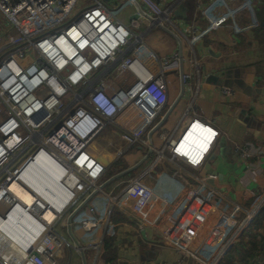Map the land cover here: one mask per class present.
Returning a JSON list of instances; mask_svg holds the SVG:
<instances>
[{"label": "built area", "instance_id": "obj_1", "mask_svg": "<svg viewBox=\"0 0 264 264\" xmlns=\"http://www.w3.org/2000/svg\"><path fill=\"white\" fill-rule=\"evenodd\" d=\"M216 1L221 3L222 13L215 17ZM76 3L0 0V13L12 29L0 41L1 233L7 236L3 229L9 222L10 227H19L16 241L10 239L24 253L22 264H55L50 247L58 249L63 239L52 223L97 190L94 196L106 202L104 212L96 217V207L89 205L91 216L79 222L84 239L94 249L100 247L93 239L98 224L120 212L140 228L153 229L181 252L201 257L203 264H218L263 207L264 190L244 210L242 219L237 217L241 206L235 204L226 211L218 206L223 198L213 202L216 193L208 185V177L194 170L203 166L218 130L194 116L170 132L165 155L163 148L149 146L153 158L148 166L128 174L118 192L101 189L107 162L90 150L91 142L110 125L123 131L121 138L127 146L146 141L168 101L164 71L177 69L179 57H158L144 41L143 32L135 31L138 21L124 23L103 2L88 0L73 13ZM142 3L154 11L157 23L175 6V1L165 9L151 0ZM240 10L246 12L251 26L259 25L254 0H240L234 8L215 0L201 14L211 28H217ZM151 62H155V70ZM198 72L195 66V74ZM123 76L120 82L124 85L110 83ZM183 79L185 85L192 84L190 73H184ZM191 89L187 110L197 91L194 86ZM223 92L232 90L224 88ZM197 120L211 132L204 138L207 146L190 158L179 147V139ZM238 149L246 155L244 148ZM161 164L169 168L158 170ZM33 177L40 182L37 186L25 181ZM13 182L34 193L31 204L22 202L9 188ZM49 207L61 208L50 223L42 214ZM35 232L38 236L29 246Z\"/></svg>", "mask_w": 264, "mask_h": 264}, {"label": "crops", "instance_id": "obj_2", "mask_svg": "<svg viewBox=\"0 0 264 264\" xmlns=\"http://www.w3.org/2000/svg\"><path fill=\"white\" fill-rule=\"evenodd\" d=\"M99 1L107 7L109 3H118V9L121 10L127 7L128 18L120 17L124 23L134 19L131 18L136 12L133 3L127 0ZM151 1L160 9H165L169 3L175 1L171 11L168 13L167 10L165 11L166 19L161 18L159 21L178 36L181 48L173 36L142 17L137 21L140 31L144 34V41L160 58H171L174 54H177L179 58L181 56L183 71L192 76V84L185 85L181 101L159 128L160 130H157L155 141L152 136L153 145L159 147L163 138L190 116L217 128L219 135L203 166L194 171L208 177L207 183L216 193L213 196V202L223 198V202H217L218 206L226 211H231L235 204L241 206L237 217L242 219L245 217L244 210L251 208L264 190V0H254L259 17L257 27L251 26L246 12L240 10L234 18H228L217 28H211L209 20L201 14V10L215 0ZM223 1L229 8H234L240 0ZM140 2L142 0H139V4L145 12L155 15L153 10ZM216 2L212 10V16L215 17L222 13L221 3ZM193 59L199 66L197 75ZM149 65L155 70V62ZM210 75L216 76L219 84L208 82ZM164 79L167 85L168 101L161 115L179 93L178 68L164 71ZM193 86L197 91L187 110ZM224 88L232 92L226 94L223 92ZM207 129L210 131L209 128ZM238 147L244 148L246 155L241 154ZM104 158V161L100 160L107 162L108 166L109 159ZM209 162L216 175L207 173L205 165ZM167 168H169L168 165L161 164L158 170ZM209 180L213 182L210 183ZM11 188L30 203L32 198L29 193L24 192L15 183ZM102 200L98 195L91 198L73 216L74 223L79 224L81 219L91 216L87 212L89 205L96 207V217L101 215L106 205V202ZM3 209L4 206L0 204V211ZM8 225L10 230L8 232L16 238L13 226L10 227V223ZM5 229L3 231L6 234ZM1 232L0 234H3ZM71 233L72 236L67 232L68 237L61 235L63 243L69 246L71 242L75 244V239L83 250L86 264H164L162 255L167 256L168 264H186L187 262V264H193L192 262L203 264L201 257L194 258L169 244L170 248L162 246L153 229L140 228L135 221L120 212H116L98 224L93 238L95 243L100 244L98 249H94L84 240L82 229ZM75 247H77L76 244ZM50 248L54 249V247ZM72 249L68 248L66 252L68 258L65 264H82L78 247L74 251ZM53 251L56 256L55 264H62L65 250L58 248ZM177 254L181 257L180 261L177 259ZM183 257L188 258V261ZM223 259H227L228 264H248L254 260L264 264V208L254 214L246 229ZM0 264L3 263L0 261Z\"/></svg>", "mask_w": 264, "mask_h": 264}, {"label": "rangeland", "instance_id": "obj_3", "mask_svg": "<svg viewBox=\"0 0 264 264\" xmlns=\"http://www.w3.org/2000/svg\"><path fill=\"white\" fill-rule=\"evenodd\" d=\"M86 1H88V0H77V3H76V5L74 6V9H73V13H76L77 11H79L83 7L84 2H86ZM140 3H142V2H140ZM107 5L109 6L110 9H112L116 13V15L119 18L120 17L121 18H128V13H127L128 9H127V7L124 8L123 10H121V9H118V3H109ZM133 20H137V19H133ZM158 23L161 24L162 22L158 21ZM126 24H128V23H126ZM154 24L157 25V21H154ZM140 30H141L140 27L135 29L136 32H139ZM11 32H12V29L10 28L9 23L7 22L5 17L0 13V41L3 40L6 37V35L11 33ZM193 66L194 67L197 66V68H199V66H198V64H197L195 59H193ZM184 73H186V72H184ZM123 78H124V76L122 78H120V79L116 78L113 81H110V83L114 82L116 85H124V83L120 82V80H122ZM189 100H190V95H189L188 101ZM166 107L167 106H165V108ZM191 117H193V116H190V118ZM122 133H123V131L118 126H113V125L107 126L106 129H104L103 131H101L99 134H97L95 136V138L93 139V141L90 144V150L92 152H94L98 156L99 159H101L102 161L105 160L104 157H106L107 160L109 159L108 160L109 165L107 166V171H106V173H104V176H103V180L104 181L107 178H109L110 176H112L113 174H115V173H117L119 171H122V170H124V169H126V168H128L130 166H132L138 160H140L142 157L147 155V159L136 170L130 172L129 174L139 172L145 166L147 167L148 164L150 163L149 162L150 158H153V153L149 149V146H151V145L154 146L153 142H152V144H149L148 140L146 139V141L143 140V141L137 142L136 144H134L132 146H127L126 142L121 138ZM157 133H158V131L154 132L153 135H152L154 141L157 138ZM169 135H170V133L167 134L166 137L163 138V141L161 140L162 143L159 144L160 146L158 147V150L163 148L164 155L167 152V151H165L166 150V144H167L166 140H167ZM218 135H219V131H218ZM151 140H152V137H151ZM99 156H103V157H99ZM155 173H156V171H155ZM155 173H153V174H155ZM127 177H128V174L127 175H123L122 177H120V178L112 181L111 183H109L104 189L105 190L112 189V192H114V193L118 192L119 189L123 186V181ZM100 199H102V197H100ZM75 207L72 206L71 208H69L66 212L62 213V215H60V217L58 219L54 220V222L52 223V228L54 230H56L59 233L60 236L61 235L65 236V237L67 236V232L68 231H67L66 218H67V216L70 214V212ZM263 208H264V205H263V207L261 209H263ZM74 219L75 218H72L71 224H70L71 232L78 231V230L81 231L80 225L74 223V221H73ZM75 229H78V230H75ZM157 240H160L159 242L161 243L162 246L169 247V245L163 239H161L158 236H157ZM85 241L88 242V240H85ZM61 248H63V250H65V254H64L63 259H62V264L63 263L65 264V262L67 261V258H68L67 257V253H66L68 248H73L72 251H74L77 247H75V244L72 243V242H71V244L69 246H66L65 243L62 242V244L60 245L59 249H61ZM3 251H4V255H7L6 250H3ZM180 258L181 257L178 255L177 259L179 261L181 260ZM183 258H184V260L188 261V258H185V257H183ZM223 258H224V256L222 257V259L220 260V262L218 264H228V262L226 261L227 259L225 260ZM55 259H56V256H55ZM162 259H163L162 262L164 264H168L166 262L167 256L162 255ZM0 261H1V263L4 262L1 258H0ZM192 263L196 264L194 262H192Z\"/></svg>", "mask_w": 264, "mask_h": 264}, {"label": "bare ground", "instance_id": "obj_4", "mask_svg": "<svg viewBox=\"0 0 264 264\" xmlns=\"http://www.w3.org/2000/svg\"><path fill=\"white\" fill-rule=\"evenodd\" d=\"M164 18L166 19V16H163V19ZM204 125L205 124H201V122L198 120L195 121L186 133L183 132V134L185 133L183 138L180 137V139H179V140H181L179 147L184 152V154H186L190 158H193L192 156H190L191 153H193L195 156H197L195 154V152H200L201 150H203L207 146L206 140L204 138L210 137V134H209L210 131ZM205 130H207V131H205ZM179 140H178V142H179ZM30 180L32 181L33 185H35V186H37L40 183L39 180H37L35 177H33V179L25 178L26 182H29ZM14 183L15 182H13L9 188H11ZM32 188L36 192H39L42 194V192L38 188H35V187H32ZM21 189L24 192H28L30 194V196L32 198L30 203H27L17 192H15L13 189L12 190L17 194V196L19 198H21V200H24L22 202H25L26 204H31L32 201L34 200V196H33L34 193H30L28 190H25L23 188H21ZM60 210H61V208H57L56 210H53L51 207H49L47 210L42 212V214L44 216L43 217L44 220H47L48 223L52 222V220H54L55 213L60 212ZM49 213H51V214L48 216ZM9 223H11V222H9ZM8 227H9V225H5L6 229H8ZM18 228L19 227H17V228L13 227L15 233L18 231ZM7 232H6V235L9 238L7 236H5L4 234H0V258L2 260H4L5 263L7 262V264H20L22 259H24V253H21L18 250L15 242L12 241V240H15V238H13L11 236V234L9 232L8 233ZM37 236H38L37 232L33 233L30 236V239L28 241L29 246H30L31 242H33ZM3 250H6L7 255H4ZM28 264H31V263H28ZM210 264H213V263H210Z\"/></svg>", "mask_w": 264, "mask_h": 264}, {"label": "water", "instance_id": "obj_5", "mask_svg": "<svg viewBox=\"0 0 264 264\" xmlns=\"http://www.w3.org/2000/svg\"><path fill=\"white\" fill-rule=\"evenodd\" d=\"M136 12L135 14L131 17L134 19H140V18H146L149 22L154 23L155 19L153 16H151L150 14H148L147 12H145L141 5L135 1L132 0ZM157 26H159L160 28H162L163 30H165L167 33H169L171 36H173L176 41L178 42L180 48H181V41L178 38V36L171 30L169 29L167 26H165L164 24H160L157 23ZM178 71H179V81H180V88H179V93L176 96V98L172 101V103L168 106V108L166 109V111L164 112V114L161 116V118L158 120V122L148 131L147 133V140L149 144H152V140L151 137L153 135L154 132H156L166 121V119L171 115V113L174 111L175 107L177 106L178 102L180 101V99L183 96L184 93V89H185V82L183 79V59L180 56L179 58V65H178ZM208 82L213 83V84H219V82H217L216 80V76L214 75H210L208 78ZM211 158H213V156H211ZM147 159V155H145L144 157H142L139 161H137L135 164H133L132 166L119 171L115 174H113L112 176H110L109 178H107L104 182L101 183L100 188L103 189L104 187H106L109 183H111L112 181L122 177L123 175H127L130 172L136 170L145 160ZM206 171L208 174H213L216 175L215 171H212L211 167H210V162L206 163L205 165ZM210 183H212V180H209ZM97 190H94L93 192H91L82 202H80L71 212L70 214L67 216L66 218V224H67V231L68 233L72 236L71 233V229H70V224H71V220L73 218V216L96 194ZM74 242L76 244V246L78 247V250L80 251L81 254V259H82V264H86V260L83 254V250L80 246V244L74 239Z\"/></svg>", "mask_w": 264, "mask_h": 264}, {"label": "trees", "instance_id": "obj_6", "mask_svg": "<svg viewBox=\"0 0 264 264\" xmlns=\"http://www.w3.org/2000/svg\"><path fill=\"white\" fill-rule=\"evenodd\" d=\"M107 241H108V240H107ZM107 241H106V242H107ZM106 242H105V243H106ZM245 262H246V263L248 262L247 258L245 259Z\"/></svg>", "mask_w": 264, "mask_h": 264}]
</instances>
